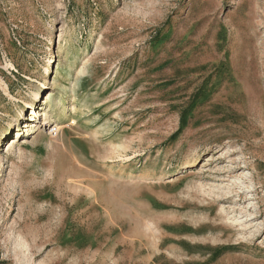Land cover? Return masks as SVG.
<instances>
[{"label":"rangeland","instance_id":"rangeland-1","mask_svg":"<svg viewBox=\"0 0 264 264\" xmlns=\"http://www.w3.org/2000/svg\"><path fill=\"white\" fill-rule=\"evenodd\" d=\"M0 264H264V0H0Z\"/></svg>","mask_w":264,"mask_h":264},{"label":"bare ground","instance_id":"bare-ground-1","mask_svg":"<svg viewBox=\"0 0 264 264\" xmlns=\"http://www.w3.org/2000/svg\"><path fill=\"white\" fill-rule=\"evenodd\" d=\"M50 112L51 110L47 111V109H44L43 111H40L39 112V115L38 117H40V120H44L45 123L48 122L51 118L50 116ZM41 122V121H40ZM33 125H32V129H31V133L32 134H37L38 132H40L43 128H39V125H36L35 122H32ZM29 128V126L27 127ZM58 128V126H57ZM60 130V129H59ZM57 131V130H56ZM12 141H15V140H12ZM15 144V142H13V145Z\"/></svg>","mask_w":264,"mask_h":264}]
</instances>
